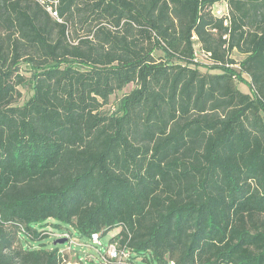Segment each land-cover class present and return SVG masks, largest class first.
Masks as SVG:
<instances>
[{"label":"trees","instance_id":"16d2710c","mask_svg":"<svg viewBox=\"0 0 264 264\" xmlns=\"http://www.w3.org/2000/svg\"><path fill=\"white\" fill-rule=\"evenodd\" d=\"M58 10L0 0V264H264V0Z\"/></svg>","mask_w":264,"mask_h":264},{"label":"built area","instance_id":"2783aa9c","mask_svg":"<svg viewBox=\"0 0 264 264\" xmlns=\"http://www.w3.org/2000/svg\"><path fill=\"white\" fill-rule=\"evenodd\" d=\"M31 1H34L37 4H39L53 19H55L58 22L61 21V18L59 16V10H58L60 0H31ZM211 12L215 17L223 18V24L227 25L228 20H229V10H228V4L226 1L214 3L211 7ZM208 55H209L208 53L200 52V50L196 48L192 61L194 63H207L208 61L206 59L208 58ZM241 76L243 77L246 76L247 78L245 77L246 79L245 78L244 79L249 80L248 75L246 74L243 75L242 73ZM235 78L238 79L237 76ZM62 237H65V240H67L68 242L66 249L72 250L78 246V243L74 239L70 238L69 235L64 234L62 235ZM90 243L94 245L101 244V241L99 240L96 233L91 234ZM106 253L110 257H117V258L119 257L115 247L113 246L107 247ZM170 264H173V263H170Z\"/></svg>","mask_w":264,"mask_h":264},{"label":"rangeland","instance_id":"374dc122","mask_svg":"<svg viewBox=\"0 0 264 264\" xmlns=\"http://www.w3.org/2000/svg\"><path fill=\"white\" fill-rule=\"evenodd\" d=\"M162 55V53L160 51H156L155 52V56H160ZM232 57L236 60V61H240L244 58L243 55L239 54L238 52L234 51L232 52ZM21 67H20V72L22 74H24V76H29V72L25 70V65L24 63H21L20 64ZM201 71H207V68L206 67H199ZM216 70H212V72H215ZM243 75H245L243 73ZM246 76L242 77L243 79H239L238 78V81L236 82V87L241 90L242 92H251L250 89L248 88V86H246V82H245V78ZM245 78V79H244ZM249 78V77H248ZM133 87V84H129L127 85L126 87H124L121 91H118V92H115L114 94L111 95L110 97V100H109V103L104 107L105 109H113V108H116V105H117V101L118 99L124 94V93H127L131 88ZM18 91L20 92V97L17 98V102L16 103H19L21 104L23 101L27 100L29 98V96L31 95V90H29L27 87H24V86H18L17 87ZM117 232V230H112L109 232L108 235H106L104 238H103V243H105L107 241V239L115 234ZM65 239V237H64ZM63 245V244H62ZM77 248V247H76ZM79 248V247H78ZM81 249V248H80ZM90 248L86 247V250H89ZM66 250V249H65ZM83 250V249H81ZM67 254L69 255V257H73L75 255L74 251L72 250H66ZM67 264H71V263H67ZM136 264H146L144 261L140 260L139 258L136 259Z\"/></svg>","mask_w":264,"mask_h":264},{"label":"water","instance_id":"95a60500","mask_svg":"<svg viewBox=\"0 0 264 264\" xmlns=\"http://www.w3.org/2000/svg\"><path fill=\"white\" fill-rule=\"evenodd\" d=\"M65 242L64 238H59L56 241H54V244H63Z\"/></svg>","mask_w":264,"mask_h":264},{"label":"crops","instance_id":"0c3cea01","mask_svg":"<svg viewBox=\"0 0 264 264\" xmlns=\"http://www.w3.org/2000/svg\"><path fill=\"white\" fill-rule=\"evenodd\" d=\"M246 86H247V84H246Z\"/></svg>","mask_w":264,"mask_h":264}]
</instances>
